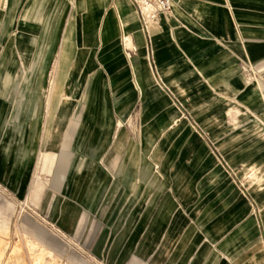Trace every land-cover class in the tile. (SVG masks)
Returning <instances> with one entry per match:
<instances>
[{
    "label": "rangeland",
    "instance_id": "374dc122",
    "mask_svg": "<svg viewBox=\"0 0 264 264\" xmlns=\"http://www.w3.org/2000/svg\"><path fill=\"white\" fill-rule=\"evenodd\" d=\"M23 3L0 0V264H216L227 249L224 234L245 222L258 235L245 247L244 263L264 264V39H250V58L236 59L242 92L255 93L250 104L236 92L233 111L218 124H197L181 112L209 148L206 170L173 188L166 150L157 160L138 151L156 177L139 191L140 164L130 153L140 106L126 121H92L83 100L98 53H79L77 40L51 107L61 30L58 39L32 42L25 57L16 39ZM134 7L148 49L149 25L160 26L172 12L142 20ZM119 44L129 61L136 51L130 35L121 34ZM35 94L39 115L29 117ZM100 126L107 129L103 146L88 139ZM216 166L219 172L211 170Z\"/></svg>",
    "mask_w": 264,
    "mask_h": 264
},
{
    "label": "crops",
    "instance_id": "0c3cea01",
    "mask_svg": "<svg viewBox=\"0 0 264 264\" xmlns=\"http://www.w3.org/2000/svg\"><path fill=\"white\" fill-rule=\"evenodd\" d=\"M23 1L16 39L24 46L25 57L32 42L58 39L61 30L63 50L57 61L51 107L57 105L58 86L66 63L74 55L72 43L77 40L79 53L87 52L89 57L98 53L99 70L89 78V91L83 100L85 105L91 103L92 121L110 123L115 116L126 121L131 109L140 106L138 143L132 144L130 153L134 164H140L139 191L145 184L152 185L156 177L138 151H151L157 160L166 150V171L173 172V188L181 187L190 173L206 170L211 160L209 148L200 133L188 127L189 118L184 120L181 112L206 125L223 122L233 111L230 99L243 89L236 59L250 58V39H264V0H172L171 15L166 19L161 16L160 26L148 27V49L130 0H74L71 7L67 0ZM121 34L130 35L136 48L129 61L119 44ZM242 93L246 107L255 93ZM34 97L29 117L39 115L40 97ZM102 127L90 128L93 132L88 136L99 146L106 144L107 129ZM122 136L123 131L114 145ZM263 150L264 146L259 151ZM211 170L219 172L217 166ZM245 223L224 234L221 246L227 249L218 251L224 254L217 256L216 264H245V247L258 235L252 223ZM258 257L264 262V253Z\"/></svg>",
    "mask_w": 264,
    "mask_h": 264
},
{
    "label": "built area",
    "instance_id": "2783aa9c",
    "mask_svg": "<svg viewBox=\"0 0 264 264\" xmlns=\"http://www.w3.org/2000/svg\"><path fill=\"white\" fill-rule=\"evenodd\" d=\"M139 10L142 20H156L163 13H171L172 0H130Z\"/></svg>",
    "mask_w": 264,
    "mask_h": 264
}]
</instances>
